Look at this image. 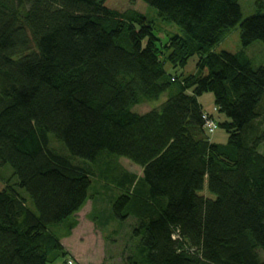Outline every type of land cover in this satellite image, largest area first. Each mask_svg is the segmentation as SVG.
<instances>
[{
  "label": "trees",
  "instance_id": "16d2710c",
  "mask_svg": "<svg viewBox=\"0 0 264 264\" xmlns=\"http://www.w3.org/2000/svg\"><path fill=\"white\" fill-rule=\"evenodd\" d=\"M239 1L0 0V166L16 178L0 189V264L65 258L94 186L131 219L118 264H264V66L247 53L264 44V0L246 17ZM147 7L184 34L163 42ZM236 26L241 49L216 52Z\"/></svg>",
  "mask_w": 264,
  "mask_h": 264
},
{
  "label": "rangeland",
  "instance_id": "374dc122",
  "mask_svg": "<svg viewBox=\"0 0 264 264\" xmlns=\"http://www.w3.org/2000/svg\"><path fill=\"white\" fill-rule=\"evenodd\" d=\"M255 0H240L242 16L251 15L255 9ZM147 19L154 24V31L158 34V30L165 32L161 39L165 42L171 35H183V31L175 24L162 20L153 7H147L145 11ZM241 49L239 40L238 26L231 28L225 36L214 46L216 52L226 50L236 52ZM247 53L254 66H264V44L256 41L248 49ZM194 58H191L184 68H172L166 64L165 69L170 74H180L192 72L194 68ZM167 94L163 93L157 100L146 101L136 104L132 110L138 113L148 111L158 107L165 99ZM198 102L202 105L203 110L212 113L216 118L219 115L214 110L213 96L209 92H205L198 97ZM226 132L217 127L212 133L208 134L209 140L224 143L226 141ZM57 145L56 142L53 143ZM264 151V147H261ZM115 162L126 171L140 175V168L127 160L126 158H118ZM16 182V178L12 176V170L9 165L0 166V189L5 184ZM98 182L96 183V185ZM98 186V185H97ZM26 196L25 192L19 189ZM91 197L86 200L85 204L75 214L77 224L68 237L61 238L63 247L70 251L72 256L67 255L65 258L57 261L55 264H64L67 257H71L75 264H118L123 256V250L130 238L131 219L128 218L124 222L116 218H111L112 201L115 199L117 192L114 189L106 191L99 187L89 188ZM30 205V203H28ZM129 233V234H128ZM61 242V240H60ZM133 241H131L132 243Z\"/></svg>",
  "mask_w": 264,
  "mask_h": 264
},
{
  "label": "built area",
  "instance_id": "2783aa9c",
  "mask_svg": "<svg viewBox=\"0 0 264 264\" xmlns=\"http://www.w3.org/2000/svg\"><path fill=\"white\" fill-rule=\"evenodd\" d=\"M202 117L204 118V127L209 133H212L216 129L217 124L215 121L208 118L206 114H203ZM64 264H75V262L71 257H67Z\"/></svg>",
  "mask_w": 264,
  "mask_h": 264
},
{
  "label": "crops",
  "instance_id": "0c3cea01",
  "mask_svg": "<svg viewBox=\"0 0 264 264\" xmlns=\"http://www.w3.org/2000/svg\"><path fill=\"white\" fill-rule=\"evenodd\" d=\"M73 229H74V228H73ZM73 229H72V230H73ZM72 230H71V231H72ZM67 237H68V236H67ZM63 238H64V237H63ZM61 244L63 245V243H62V239H61ZM68 252H69L68 255H69V256H70V255L72 256V254L70 253V251H68Z\"/></svg>",
  "mask_w": 264,
  "mask_h": 264
}]
</instances>
